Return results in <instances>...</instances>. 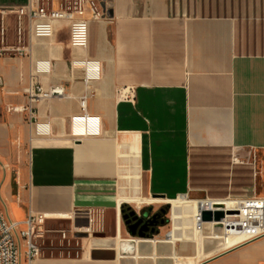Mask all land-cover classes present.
<instances>
[{"label": "crops", "instance_id": "1", "mask_svg": "<svg viewBox=\"0 0 264 264\" xmlns=\"http://www.w3.org/2000/svg\"><path fill=\"white\" fill-rule=\"evenodd\" d=\"M110 2L112 17L90 24L86 49L69 46L67 37L59 42L60 31L34 41L33 62L0 59V110L27 105L23 91L31 77L67 94L35 103L31 122L21 113L7 115L10 129L23 125L18 142L28 151L23 185L7 202L12 219L24 221L29 211L62 221L79 212L94 219L114 211L116 230L117 210L121 218L127 204L117 209L121 199L263 196L264 0ZM73 59L98 61L101 76L85 80L80 68L71 69ZM39 60L51 62L49 74L34 76ZM127 87L133 100L120 97ZM83 98L87 112L101 118L99 135L72 134L70 119L81 114ZM38 124L49 133H38ZM215 226L202 224L198 248L173 235L170 214L169 232L162 228L150 239L169 240L174 260L200 249L206 258L199 264H264V236L226 246L223 228ZM86 251L78 260L35 264H119L118 258H85Z\"/></svg>", "mask_w": 264, "mask_h": 264}, {"label": "built area", "instance_id": "2", "mask_svg": "<svg viewBox=\"0 0 264 264\" xmlns=\"http://www.w3.org/2000/svg\"><path fill=\"white\" fill-rule=\"evenodd\" d=\"M107 8L102 7L99 0H18V2L0 3V59L29 57L33 62V43L36 39H51L58 32L65 31L69 46L86 49L89 44V28L92 22L108 21ZM16 17L13 40L10 42L7 35L5 17ZM71 69L80 68L85 80L98 79L102 74V67L98 61L73 59L70 61ZM51 71V62L39 60L34 63V76L47 75ZM4 83H0L2 92ZM23 93L27 96L25 106L6 107L8 113H23L34 119V105L43 99L63 98L67 96L63 86H53L44 89L31 77L29 85ZM134 89L121 90L120 97L133 100ZM81 114L70 119L72 134L78 138L100 134L101 118L91 116L87 112L86 99H81ZM37 132L48 134V125L38 124ZM237 161V159H234ZM205 206L202 211H217L226 209L231 204L234 210L224 211L225 219L219 225L224 234L228 236L227 229L233 228L231 236H242L246 241L255 240L264 236V197L255 196L250 199H227L215 201L202 199ZM227 202L226 205H220ZM201 219V214H200ZM54 215L46 213H33L29 211L24 221H16L9 214L7 205L0 209V264H35L45 257V241L48 230L46 224L56 221ZM72 222L71 236L80 239L78 235L89 234L82 232L83 226L79 221L89 224L92 231L94 219L87 212H79ZM234 223L231 227L229 223ZM214 228V227H213ZM60 235V243L68 240V231H56ZM90 235V234H89ZM83 239V238H81ZM63 251V250H62ZM75 260V259H71Z\"/></svg>", "mask_w": 264, "mask_h": 264}, {"label": "rangeland", "instance_id": "3", "mask_svg": "<svg viewBox=\"0 0 264 264\" xmlns=\"http://www.w3.org/2000/svg\"><path fill=\"white\" fill-rule=\"evenodd\" d=\"M12 2L15 3L14 0ZM0 3L5 4L6 0H0ZM7 23L10 27L15 29L16 25V17L9 16L7 18ZM66 39L65 34L58 36V41L62 42ZM1 107V104H0ZM11 113L7 112V109L4 107L0 110V209H2L3 205H7L8 199L11 200L12 196L15 198L18 195V190L23 185V169L26 168L28 162V151L27 145H20L18 142L19 132L21 131V127L15 126V128L10 129L7 122V115ZM23 117H27L26 114L21 113ZM17 137V139H16ZM17 140V141H15ZM258 183L260 192L264 191V182L261 176H258ZM259 197H264L259 195ZM192 200H202V199H193ZM154 208H158L160 205H151ZM133 207V206H131ZM148 207V206H146ZM136 211H140V207H133ZM145 207H142V209ZM169 208L170 205H169ZM138 209V210H137ZM187 211H194L196 207H187ZM122 222V219H121ZM79 226H83L86 224L85 221H79ZM220 226H215L214 230ZM72 222L69 220H56L49 221L46 224V229L48 233L46 234L45 241V257L50 259H65L78 260L83 257V254L88 248H91V241L93 239L97 240L95 234L102 233L107 238H114L116 235L115 230V212L111 211L106 213L105 215H101V213H96L94 218V224L92 227V231L90 234V239L88 242L83 239H74L71 236L72 230ZM59 230L68 231V240L64 241V244L60 243V235L56 232ZM170 227L164 230L165 232H169ZM123 239L128 238V235L125 233L124 229L122 231ZM63 250V251H62ZM87 252V251H86ZM90 258L88 252L85 258Z\"/></svg>", "mask_w": 264, "mask_h": 264}, {"label": "bare ground", "instance_id": "4", "mask_svg": "<svg viewBox=\"0 0 264 264\" xmlns=\"http://www.w3.org/2000/svg\"><path fill=\"white\" fill-rule=\"evenodd\" d=\"M124 203L133 205V206H140L143 204H151V205H160V204H168L170 205V212H171V222H172V233L175 237H183V241H189L193 242L198 245V248L201 247V237H202V231L201 226L202 221L200 219V210L205 209V206L201 202V200H192L188 199L186 196L180 197L178 199L173 200H166L165 198H154L149 200H136V199H121L118 201L117 209L122 206ZM227 202H222L220 205H226ZM187 207H196V210L194 211H187ZM233 206L231 204H228V207L226 209H223V211H231L234 210L232 208ZM220 210V209H219ZM116 235L114 240H112L116 244V250L118 252V245L122 241L123 237L121 234V228H122V222L120 218L119 211L117 210V217H116ZM94 222V221H93ZM228 221L224 222L227 223ZM223 223V222H222ZM220 223V224H222ZM231 227H234V223L231 221L228 222ZM214 225H218L219 223H213ZM93 226V223H92ZM84 229H81L82 232L90 233L91 230H89V224L88 222L83 225ZM228 237L226 236V246L234 245V244H240L243 242H246V239L242 236H231V234H234L233 228L227 229ZM170 235V234H169ZM87 242L90 239H85ZM111 240H100V239H93L91 241V248L87 249V252H89L91 249L95 248H107V246H110ZM91 250V251H92ZM89 255V253H88ZM90 256V255H89ZM89 258V257H88ZM204 258H206V255H204L200 249L193 254L188 256H182V255H176L175 260L174 256L171 258L174 261V264H199ZM120 257L118 256V260L120 263ZM140 259L139 256L136 257V260L138 261ZM152 261H156V256H153Z\"/></svg>", "mask_w": 264, "mask_h": 264}, {"label": "water", "instance_id": "5", "mask_svg": "<svg viewBox=\"0 0 264 264\" xmlns=\"http://www.w3.org/2000/svg\"><path fill=\"white\" fill-rule=\"evenodd\" d=\"M102 1V7L107 8V16L112 17V4L110 0H99ZM154 198H165L163 195H154ZM124 206V205H123ZM122 206V208H123ZM121 208V209H122ZM123 212V211H121ZM120 212V213H121ZM202 223H221L225 219L224 211H202L200 210ZM123 220V218H122ZM130 239H122L118 245V252L116 250V244L111 238L110 246L107 248H95L91 251L90 257L92 260H116L118 256L121 258L119 264H174L173 244L167 240L162 243H154L150 237L145 234L135 237L134 234H130ZM80 238H89V234L78 235ZM97 239L107 240L108 238L102 234H95ZM165 246V250H160L161 246ZM139 256L140 259L137 261L136 257ZM156 256V261H152V257Z\"/></svg>", "mask_w": 264, "mask_h": 264}, {"label": "flooded vegetation", "instance_id": "6", "mask_svg": "<svg viewBox=\"0 0 264 264\" xmlns=\"http://www.w3.org/2000/svg\"><path fill=\"white\" fill-rule=\"evenodd\" d=\"M121 211V219L123 218L122 231L124 229L128 236L134 234L135 237H139V235L145 234L151 238L159 234L162 228L170 226L171 212L168 204L158 208L149 206L140 211H136L133 207L126 204Z\"/></svg>", "mask_w": 264, "mask_h": 264}]
</instances>
